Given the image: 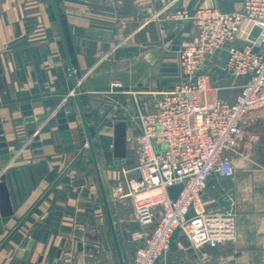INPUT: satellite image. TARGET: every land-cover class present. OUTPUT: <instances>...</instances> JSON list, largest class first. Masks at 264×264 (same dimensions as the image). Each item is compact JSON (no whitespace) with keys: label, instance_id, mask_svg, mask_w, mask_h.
Returning a JSON list of instances; mask_svg holds the SVG:
<instances>
[{"label":"crops","instance_id":"0c3cea01","mask_svg":"<svg viewBox=\"0 0 264 264\" xmlns=\"http://www.w3.org/2000/svg\"><path fill=\"white\" fill-rule=\"evenodd\" d=\"M243 1L0 0V130L10 154L4 160L0 153V178L7 177L13 210L4 216L0 209V264H37L42 255V264H53L59 252L58 264H133L140 245L134 234L140 226L131 201L115 198L114 191L117 184L126 191L127 179L136 174L118 181L111 174L113 166L134 158L130 133L136 140L139 134L128 92L175 83L179 46L195 31L192 22L172 18L175 10L193 12L203 6L235 13L243 10ZM250 25L245 22L240 36L264 48V31L254 35ZM226 57L222 50L207 59L210 80L216 72L228 76ZM114 81L122 83L124 94H110ZM237 84L215 86L220 95L209 92L213 99L233 102ZM25 104H31L37 123L40 154H35L25 122ZM63 107L72 149L65 148L59 135L56 113ZM119 122L126 123L125 157L114 155ZM226 155L235 175L212 176L204 200L209 209L225 211L229 204L221 208L216 196L223 203L225 194L232 197L236 238L216 248L179 244V250L195 264H204L199 255L203 249L217 250L210 264H264V112L244 121L235 148Z\"/></svg>","mask_w":264,"mask_h":264},{"label":"built area","instance_id":"2783aa9c","mask_svg":"<svg viewBox=\"0 0 264 264\" xmlns=\"http://www.w3.org/2000/svg\"><path fill=\"white\" fill-rule=\"evenodd\" d=\"M175 21H189L194 34L179 46L175 83L153 91H132L134 124L138 129L139 162L128 173L127 190L114 191L128 198L140 230L133 264H155L170 251L176 229L191 248H216L236 238L237 213L211 210L204 200L209 179H231L235 168L226 153L232 151L244 121L264 112V48L258 42L238 43L245 22L264 28V0H244L243 10L225 13L200 6L193 12L182 8ZM258 48V50H256ZM226 50L224 72L243 79L233 102L211 97L207 59ZM114 81L110 94H124ZM181 185L173 199L170 188ZM193 214L190 215V211Z\"/></svg>","mask_w":264,"mask_h":264},{"label":"water","instance_id":"95a60500","mask_svg":"<svg viewBox=\"0 0 264 264\" xmlns=\"http://www.w3.org/2000/svg\"><path fill=\"white\" fill-rule=\"evenodd\" d=\"M259 32L258 29H255L254 35H256ZM253 39V38H252ZM258 50V48H256ZM74 92L77 96L79 108L83 117V121L85 124V130L88 138V144L96 164L95 159V151L93 147V143L91 140V136L89 133V129L87 127V123L85 120V115L83 112V105H82V99L79 95V89H78V83L75 82V89ZM63 102L62 99L58 100L57 104H61ZM22 109L24 111L25 116V122L27 124V128L29 129V133L33 135L34 142L33 147L35 149V154L42 153V149L39 148L41 146V143L39 141V135L36 134L37 132V123L35 121V117L33 116V111L31 110V104H25L22 106ZM56 117L58 118L59 123V135L61 142L65 145L66 149H72L74 148L72 134L69 128L68 118L66 116L65 108H61L59 112L56 113ZM114 155L116 157H125L127 152V138H126V123L125 122H119L115 125V141H114ZM7 142L5 141V137L3 136V131L0 130V153L3 155L4 160L10 159L9 150L7 148ZM98 171V168H97ZM182 190L181 185H176L170 188V194L173 199H175L180 191ZM107 206V203H106ZM108 208V207H107ZM0 209L4 216H9L13 213L12 210V204L10 200V193H9V186L7 184V177L6 175H3L0 178ZM193 214V211H190V215ZM65 243V241H64ZM64 243L62 246H64ZM179 244H182L185 248L189 249L191 248L189 241L187 240L185 235L180 234V229H176L173 233L171 240H170V251L158 258V260L155 262V264H174L175 260V254L179 251ZM33 241L30 242L28 249L25 254V258L28 257L30 249L32 248ZM61 252L58 253L57 259L53 262V264H58V258L60 257ZM44 256H40L38 258L37 264H42ZM165 261L166 263H163Z\"/></svg>","mask_w":264,"mask_h":264},{"label":"rangeland","instance_id":"374dc122","mask_svg":"<svg viewBox=\"0 0 264 264\" xmlns=\"http://www.w3.org/2000/svg\"><path fill=\"white\" fill-rule=\"evenodd\" d=\"M250 25V29L251 30H255L258 29L261 32L264 31V28L261 24H258L256 22H247ZM244 27V26H243ZM241 33V32H240ZM240 33L238 35L237 40L239 41V39L241 40V43H252L255 42L256 40H251L250 38L247 39H243V37L240 36ZM194 34V33H193ZM218 77V78H217ZM234 82H238V84L236 86H239L243 83V80L241 78H235V77H231V76H224L223 74H219L218 72L215 73L214 78L210 80L209 83V88L212 89V92H214L215 94L217 93L218 95H220L222 93V91H217L215 92L213 89H215V86H227L226 84H231ZM240 82V83H239ZM237 93V92H235ZM130 139H131V149H130V155L133 156L134 158L132 160H129L125 163H119V165L113 166V169L111 170V174H113V176H116V180L118 181V179L123 178L122 180L126 179V176H129V173L126 175L124 172L133 169L139 162V148L137 145V140L136 137L130 133ZM135 141V142H134ZM258 151L255 150L253 153V156H257ZM124 164V165H122ZM115 174V175H114ZM119 184H117L118 186ZM116 188V185H115ZM219 199L220 202V207H227V205L229 204V208L230 209H226L225 211H229V210H233L232 207V197H228V195L225 194V196L223 197V199H225V203L222 202V199L219 196H216ZM229 200V202H228ZM224 210V209H223ZM217 254V250L215 249H203L201 251H199V255L201 260H205L204 264H210V259L216 257ZM174 264H195V260L192 259L191 256H189L183 249L179 250L176 254H175V260H174Z\"/></svg>","mask_w":264,"mask_h":264}]
</instances>
